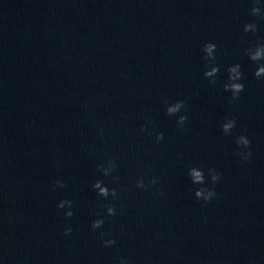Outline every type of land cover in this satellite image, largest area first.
Returning a JSON list of instances; mask_svg holds the SVG:
<instances>
[{"label":"water","instance_id":"95a60500","mask_svg":"<svg viewBox=\"0 0 264 264\" xmlns=\"http://www.w3.org/2000/svg\"><path fill=\"white\" fill-rule=\"evenodd\" d=\"M260 67L264 0H0V264H264Z\"/></svg>","mask_w":264,"mask_h":264},{"label":"clouds","instance_id":"9594fccd","mask_svg":"<svg viewBox=\"0 0 264 264\" xmlns=\"http://www.w3.org/2000/svg\"><path fill=\"white\" fill-rule=\"evenodd\" d=\"M259 11H260L259 7H253L252 8V12L254 14L255 13H259ZM214 48H215V45L209 43V44H206L204 46L203 51L210 56L212 54ZM260 55L261 54L258 51L257 53H255L251 57V59L258 60L260 58ZM238 67L239 66L237 65L236 67H233V68L230 69L231 73H236L235 76H230V79L237 80V79L241 78V73L237 71ZM215 72H216V69L213 68L211 71L206 72L205 75L206 76H211ZM261 73H264V67H260L255 72V75L257 77H260ZM225 88L229 89L232 92L233 99H235V98L238 97L239 93L241 91H243L244 85L242 83L236 82V83H232L231 85H225ZM180 106H181V104L178 102L176 105L168 107L167 108V113L170 115V114L178 111ZM180 119H181V121H183L185 119V117H181ZM234 123H235V120L233 119L228 124H225L224 125L225 131H227L230 127H233ZM250 143H251L250 140L246 136H240L239 139L237 140V144L238 145L239 144H243L244 146H249ZM249 155H251L250 151L244 156V158L247 159V157ZM193 175H194V177H195V179L197 181H202L203 177H202V175H201V173L199 171L193 170ZM212 179L215 182V181L218 180V177L214 175L212 177ZM155 182H156L155 180L152 181V183H155ZM56 184H59L60 187H64V184H61L59 181H56ZM94 186L99 189V192H100L101 195H104V196L108 195V189L105 188V187H101L99 182H97ZM139 186L140 187H144L143 184H140ZM159 191L162 194V190H159ZM113 195H115V191L114 190H113ZM196 195H197V197L203 196L204 200L207 202V201H210L212 199V197L215 195V191L213 189H211V190L208 191L207 195H205L203 190H198L196 192ZM66 203L67 204H71V201L61 200L59 205H58V207L63 208ZM108 213H109L110 216H114V215H116V209L114 207H109L108 208ZM65 215L68 216V217H71L73 215V212L68 211V212L65 213ZM103 223H104L103 220H99V219L94 220L92 222V229L95 230L97 228H100ZM71 231H72V229L70 227L69 228H65L64 233H65V235H68V234L71 233ZM101 236L103 237L104 233H101ZM103 243H104L105 246H111V245H113L115 243V240L114 239H107V240H104ZM120 264H130V262L127 259H125V258H121Z\"/></svg>","mask_w":264,"mask_h":264}]
</instances>
